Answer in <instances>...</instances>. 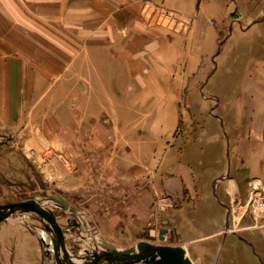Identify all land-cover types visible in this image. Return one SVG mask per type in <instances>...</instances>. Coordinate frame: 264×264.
<instances>
[{
  "label": "crops",
  "instance_id": "crops-1",
  "mask_svg": "<svg viewBox=\"0 0 264 264\" xmlns=\"http://www.w3.org/2000/svg\"><path fill=\"white\" fill-rule=\"evenodd\" d=\"M229 2L0 0V191L11 192L19 182L27 200L42 192L41 185L48 188V175L63 183L67 174L62 166L55 163L56 172L51 173L52 161L41 154L65 149V138L56 128L64 119H75V104L88 106L95 98L104 104L141 103L149 97L144 87H165L172 89L167 103L174 115L175 104L195 97L190 92L200 81L190 73L208 71L211 79H204L199 98L214 104L208 117L213 132L204 133L207 146L200 149L199 162L221 170L195 200L181 203L176 224L188 235L181 261L239 264L238 251L243 250L249 264H264V246L257 239L261 235L264 240V228L250 207V200L264 192V64L246 67L243 81L219 80L223 70L206 64L204 50L198 48L196 65L187 58L192 38L219 42L236 28L238 33L264 31V0H235L238 16L227 21ZM212 16L216 22L205 30V19ZM158 48L165 51L159 53ZM144 53L152 63L143 62ZM174 53L187 56L185 62L176 63ZM225 71L227 77L235 72ZM209 83L216 91L204 94ZM158 98L149 101L157 103ZM12 138L21 143L22 160L13 156ZM12 167L23 168V182ZM12 179L17 181L12 184ZM201 202L209 204L211 212H203ZM9 232L0 230V253L12 259L1 258L0 264H32L13 260L24 242L9 239Z\"/></svg>",
  "mask_w": 264,
  "mask_h": 264
},
{
  "label": "rangeland",
  "instance_id": "rangeland-1",
  "mask_svg": "<svg viewBox=\"0 0 264 264\" xmlns=\"http://www.w3.org/2000/svg\"><path fill=\"white\" fill-rule=\"evenodd\" d=\"M234 3L235 0L228 3L227 21L238 16ZM205 20V30L216 22L213 16ZM263 33H238L236 28L231 37L228 33V39L219 42L205 36L192 38L191 53L185 57L190 64L196 65L198 48L204 50L206 64L224 71L219 74V80L243 81L247 75L244 72L246 67L264 64ZM162 50L158 48L159 53ZM174 56L176 63L185 62V57L180 54L174 53ZM141 59L152 63L145 53ZM231 68L235 72L227 77L225 70ZM173 74L177 78L180 73ZM190 76L200 81L190 92L195 97H190L186 104H175L174 115H171L172 104L167 103V95L172 89L146 86L143 90L149 92V97L144 96L141 103L104 104L98 103L99 99L95 98L88 105L89 109L86 104H75V119H64L63 124L56 128V132L65 138V149L61 153L49 150L41 155L45 153L46 160L52 161L51 173L56 172L54 165L59 163L67 175L61 178L63 183L48 175V188L41 185L42 192L32 198L46 201L43 206L55 217L57 226L63 228L60 252L80 258L87 256L89 236L93 249L100 254L111 250L117 255L132 257L138 254L136 246L140 242L157 248H177L182 252L181 246L188 235L181 223L176 224L181 215V203L183 200H195L205 188V183L221 170L200 166L199 162V151L207 143L204 133L213 132L209 130L213 127L209 126L208 117L214 104H204L199 98V88L211 79L210 72L192 71ZM183 90L180 88L179 92ZM215 91L213 84L209 83L203 93ZM155 95L160 97L157 103L153 102ZM9 141L13 143L16 161L22 160V152L19 151L21 143L17 138ZM212 142L218 143L214 138ZM16 161L8 166L16 165ZM11 170L14 173L20 171L18 181L23 179V168L12 167ZM12 181L13 184L17 180ZM21 184L15 182L11 192L0 191V204L24 201ZM174 193L179 197L176 200H172ZM201 203L203 212H211L209 204ZM72 214L77 218H73ZM89 226L93 232L91 229L90 233H86L84 227L88 229ZM46 227L51 230L50 224L34 213L7 215L0 222V230L10 231L9 239L24 242L21 251L14 253L13 260L56 264L51 236ZM257 239L258 244L264 246L261 235ZM250 253L252 255V251ZM144 254L148 259L151 257V254ZM238 255L239 264H249L248 255L243 250H239ZM11 257L0 253V260ZM146 264L151 262L148 260Z\"/></svg>",
  "mask_w": 264,
  "mask_h": 264
},
{
  "label": "water",
  "instance_id": "water-1",
  "mask_svg": "<svg viewBox=\"0 0 264 264\" xmlns=\"http://www.w3.org/2000/svg\"><path fill=\"white\" fill-rule=\"evenodd\" d=\"M44 203H46V201L31 198L14 204H0V222L7 215L13 213H34L46 220L51 226V230H48L47 227L46 230H48V233L51 236V244L53 248V254L56 259V264H102V262L103 264H139L141 262L146 264L148 263V260L151 262V264H190V262L187 260L183 262L181 261L182 252L179 249L167 246L157 248L147 242L138 243L136 246L138 254L132 257L117 255L111 250L100 254L99 251L95 249L93 251L91 250L90 252L88 251L87 256L81 258L74 256L73 254L66 255L64 252L61 253V230L56 224L55 217L50 214L43 206ZM91 229L92 228L90 226L88 229H85L84 227V231L86 233H90ZM144 252L151 254V257L148 259Z\"/></svg>",
  "mask_w": 264,
  "mask_h": 264
},
{
  "label": "built area",
  "instance_id": "built-area-1",
  "mask_svg": "<svg viewBox=\"0 0 264 264\" xmlns=\"http://www.w3.org/2000/svg\"><path fill=\"white\" fill-rule=\"evenodd\" d=\"M251 214L260 221L259 226L264 228V192L250 200Z\"/></svg>",
  "mask_w": 264,
  "mask_h": 264
},
{
  "label": "bare ground",
  "instance_id": "bare-ground-1",
  "mask_svg": "<svg viewBox=\"0 0 264 264\" xmlns=\"http://www.w3.org/2000/svg\"><path fill=\"white\" fill-rule=\"evenodd\" d=\"M105 154V153H104ZM64 207H65V205H63ZM72 217L73 218H77V216L76 215H72ZM91 232V231H90ZM88 245H89V252L92 250H94L93 249V242H92V240H91V237L89 236V243H88ZM94 254H96V253H94ZM103 264V263H102Z\"/></svg>",
  "mask_w": 264,
  "mask_h": 264
}]
</instances>
